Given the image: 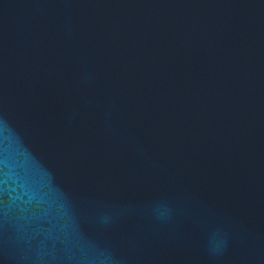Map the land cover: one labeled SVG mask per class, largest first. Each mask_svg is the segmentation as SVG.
Segmentation results:
<instances>
[{
    "label": "water",
    "instance_id": "1",
    "mask_svg": "<svg viewBox=\"0 0 264 264\" xmlns=\"http://www.w3.org/2000/svg\"><path fill=\"white\" fill-rule=\"evenodd\" d=\"M0 264H264V0H0Z\"/></svg>",
    "mask_w": 264,
    "mask_h": 264
}]
</instances>
